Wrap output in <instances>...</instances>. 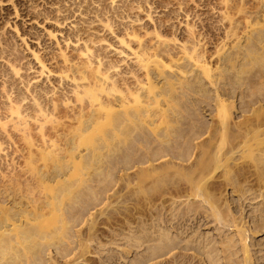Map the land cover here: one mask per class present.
I'll use <instances>...</instances> for the list:
<instances>
[{"label":"rangeland","instance_id":"obj_1","mask_svg":"<svg viewBox=\"0 0 264 264\" xmlns=\"http://www.w3.org/2000/svg\"><path fill=\"white\" fill-rule=\"evenodd\" d=\"M148 2L169 42L176 29L189 46L186 28L195 30L207 71L182 53L150 61L159 103L118 109L121 130L134 131L93 146L61 129L45 139L0 129V264H264V0ZM131 3L0 0V39L38 76L32 51L76 48L82 40H66L76 25L105 33L111 54L121 49L95 11ZM130 15L123 21L148 22L141 8Z\"/></svg>","mask_w":264,"mask_h":264},{"label":"bare ground","instance_id":"obj_2","mask_svg":"<svg viewBox=\"0 0 264 264\" xmlns=\"http://www.w3.org/2000/svg\"><path fill=\"white\" fill-rule=\"evenodd\" d=\"M135 1V4L95 11L96 20L103 21L106 31L115 34L123 45L121 49H115V53L111 54V49L107 47L113 44H103L107 42L105 33H96L93 31L96 28L91 25H76L66 37L68 41H72V38L76 42L83 41L76 48L66 50V42L65 49L60 48L58 53L48 51L41 55L32 51L38 65L34 72L38 76H30L29 71L35 67L31 59L22 61L26 55L19 53L10 42L0 39V58L5 60L4 64L0 63V129L9 133L7 125L10 124L11 130L19 131L25 138L35 130L43 139L61 129L93 146L97 135L110 132L108 135L114 137L117 132L134 131L131 126L121 130L118 109L138 103L142 111H147L149 105L159 103L157 94L150 96V93L152 87L160 82L161 74L154 72L150 61L163 67L166 56L182 53L194 61L195 67L207 71L205 64H199L201 54L193 39L196 37L193 28H186L187 40L191 45L179 42L176 29L171 30L169 42L164 38L168 33L165 19L157 21L152 17L149 10L152 6H148V0ZM134 7L146 11L148 22L135 25L133 22L141 20L138 15L131 19L133 24L123 21L131 17L130 11ZM114 14L121 19L117 24ZM67 18L69 16L65 15L64 19ZM149 22L153 23L152 31H147ZM148 34H153L154 43L145 37ZM49 35L55 37L51 31ZM132 39L137 42L136 47H132ZM118 54L125 56L119 57ZM130 54L134 55L136 65L127 60ZM40 76L41 81L37 79ZM125 115L131 116L127 112ZM70 121L76 124L71 126ZM35 233V229L23 232L21 238L28 240ZM8 244L7 240L0 244V256L8 250Z\"/></svg>","mask_w":264,"mask_h":264}]
</instances>
